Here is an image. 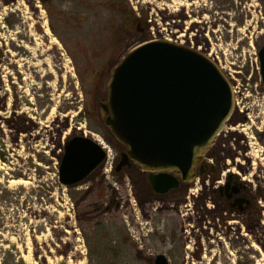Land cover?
<instances>
[{
	"label": "rangeland",
	"instance_id": "1",
	"mask_svg": "<svg viewBox=\"0 0 264 264\" xmlns=\"http://www.w3.org/2000/svg\"><path fill=\"white\" fill-rule=\"evenodd\" d=\"M1 1L0 20L16 27L0 29L8 57L0 56V264H151L161 253L170 264H264L261 223L257 247L237 252L208 234L202 213L192 216L197 231L184 232L191 230L180 189L162 202L139 169L116 173L126 147L102 110L121 60L164 38L186 47L192 40L197 51L204 45L206 56L212 44L237 100L246 83L264 96V0ZM167 27L171 33L158 32ZM85 133L107 144L108 157L69 188L59 181V161L66 141Z\"/></svg>",
	"mask_w": 264,
	"mask_h": 264
},
{
	"label": "water",
	"instance_id": "2",
	"mask_svg": "<svg viewBox=\"0 0 264 264\" xmlns=\"http://www.w3.org/2000/svg\"><path fill=\"white\" fill-rule=\"evenodd\" d=\"M258 57L264 86V44ZM108 88L105 124L126 147L116 170L137 166L150 173L148 183L159 195L195 177L235 107L232 86L212 60L167 41L130 51L113 70ZM107 157L93 139L71 137L59 161L60 183L77 187ZM156 264L170 263L158 255Z\"/></svg>",
	"mask_w": 264,
	"mask_h": 264
},
{
	"label": "flooded vegetation",
	"instance_id": "3",
	"mask_svg": "<svg viewBox=\"0 0 264 264\" xmlns=\"http://www.w3.org/2000/svg\"><path fill=\"white\" fill-rule=\"evenodd\" d=\"M4 3L15 5L18 0H4ZM2 23L0 20L1 30L15 26L10 20L5 23L11 26L5 23L1 26ZM188 37L192 39V36ZM0 39L4 40L1 33ZM250 88V83L240 88L232 115L204 153L191 181L182 183L178 189L167 194L159 195L148 183L150 173L133 167L144 173L146 184L159 201L166 202L162 196L173 200L176 195L174 192L180 189L184 199L178 198L180 200L177 203L185 202L187 209L182 215L189 216L187 221H191L188 222L191 231L186 229L185 233L189 235L197 231L191 224L194 223L192 216L202 213L209 220V225L214 227L205 226V230L209 229V235L215 236L224 246L229 245L236 248L237 252L246 254L253 251L257 244L259 224L264 225V210H261L264 209V96L257 97V92ZM259 140L263 144L260 151ZM199 239L202 241V238ZM172 241L177 245V236ZM163 255L170 263L171 258ZM157 256L151 264H156Z\"/></svg>",
	"mask_w": 264,
	"mask_h": 264
},
{
	"label": "bare ground",
	"instance_id": "4",
	"mask_svg": "<svg viewBox=\"0 0 264 264\" xmlns=\"http://www.w3.org/2000/svg\"><path fill=\"white\" fill-rule=\"evenodd\" d=\"M194 23L197 24V28L204 29V27L201 26V25H203L202 22L194 21ZM198 24H199V25H198ZM164 30L167 31L168 33H171V32H169L168 27L165 28ZM175 33H176V32H175ZM194 36L197 37V35H194ZM199 37H200V36H199ZM179 38L184 39V38H185V35H181ZM166 40L169 41V42L175 43V42H173V41H172L171 39H169V38H166ZM180 44H183V42L180 41ZM27 49H28V48H27ZM10 55H11V57H14L13 54H10ZM0 56H1V60H3V61L6 60V59H8V57L6 56V54H5L2 50L0 51ZM0 115H3V114L0 112ZM84 136L93 139L94 141H96L97 143H99L101 146H103V148H104L105 150L108 149L107 144L104 143L103 141H101V140L95 138L94 135H92V134H86V133H85ZM17 182L20 183V184L25 183V181H22V180L17 181ZM181 216H185V218L187 217V215H182V213H181ZM192 218H193V217H192ZM185 220H186V221H185ZM185 220H184L183 222H184V223H187V225H188V222H191V221H187L188 219H185ZM193 220H194V219H193ZM188 226H189V225H188ZM189 227H191V226H189ZM67 233L70 234L69 231H68ZM255 246H256V245H255ZM256 247H257V246H256Z\"/></svg>",
	"mask_w": 264,
	"mask_h": 264
},
{
	"label": "built area",
	"instance_id": "5",
	"mask_svg": "<svg viewBox=\"0 0 264 264\" xmlns=\"http://www.w3.org/2000/svg\"><path fill=\"white\" fill-rule=\"evenodd\" d=\"M163 31H164V29H161V30L159 29L158 30V32L161 33V34L163 33ZM153 32H154V35H156V29L155 28H153ZM164 39H166V38H164ZM175 42H178V41H175ZM191 47H195V44H194L193 41H191ZM203 48H204V45H200L198 47L199 50H202ZM208 55L212 58V60L216 61L218 63V65L223 68L220 57L215 55L214 52H213L212 44H211V50H210ZM234 91H235V89H234Z\"/></svg>",
	"mask_w": 264,
	"mask_h": 264
}]
</instances>
